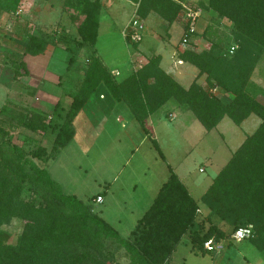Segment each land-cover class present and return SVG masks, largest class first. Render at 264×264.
Returning <instances> with one entry per match:
<instances>
[{
	"label": "trees",
	"instance_id": "1",
	"mask_svg": "<svg viewBox=\"0 0 264 264\" xmlns=\"http://www.w3.org/2000/svg\"><path fill=\"white\" fill-rule=\"evenodd\" d=\"M19 1L0 0V16L15 13ZM101 1H62L63 8L72 13L70 20L77 22L78 41L64 35L71 41L66 49L73 47L75 53L82 50L87 55L82 80L67 110L62 114L55 105L46 115L5 99L0 104V264H114L108 249L111 243L114 250L119 247L125 251L130 264H171L181 238H187L194 254L203 255L215 251L204 250L203 243L212 241L220 246L238 230H248L238 242L245 240L263 252L264 103L257 100L255 94L260 89L250 78L264 58V0H204L195 5L188 0H127L136 6L135 19L154 14L165 24V30L180 17L182 2L200 15L212 13L210 24L200 34L207 47L199 52L192 44L197 34H188L187 24L182 25L187 42L177 57L197 71L187 88L160 69L158 56L149 58L124 79L117 80L111 74L94 50L99 16L104 10ZM222 21L228 25L225 37L217 27ZM125 40L129 41L127 35ZM138 43H131V47ZM47 44L41 36L27 35L20 45L25 56L35 57ZM230 47H234L231 54ZM78 54L69 58V65ZM17 64L13 71L16 77L22 76L18 69H24L22 62ZM202 76L204 86L196 82ZM212 89L219 94L211 93ZM90 98L105 105L123 103L144 131L148 116L168 101L189 112L205 132L224 118L239 126L253 115L258 125L231 153L198 202L168 169L169 175L149 208L127 238L121 239L93 212L92 203L102 202L99 194L92 196L90 203L64 195L45 168L73 139V122L88 109ZM16 131L51 136L49 150L36 147L26 151L12 144L9 135ZM96 197L101 198L100 203H95ZM11 223L18 224L20 231L7 242L4 228Z\"/></svg>",
	"mask_w": 264,
	"mask_h": 264
},
{
	"label": "rangeland",
	"instance_id": "2",
	"mask_svg": "<svg viewBox=\"0 0 264 264\" xmlns=\"http://www.w3.org/2000/svg\"><path fill=\"white\" fill-rule=\"evenodd\" d=\"M62 1L20 0L15 13L0 16V104L5 99L46 115L55 105L62 114L67 110L70 97L82 80L87 55L82 50L75 53L73 47L66 49V44L71 41L65 40V36L78 41L77 22L70 20L72 13L63 8ZM200 1L204 0H188L193 5ZM100 4L105 10H101L99 16L95 54L111 74L121 80L129 74L131 67L128 59L131 42L123 38V30L133 18V8L124 0H104ZM199 18L194 29L201 33L210 21L203 16ZM177 22L169 31L172 46L180 45L182 36L180 17ZM227 26L223 21L217 26L221 37L226 36ZM161 28L158 27L157 34L163 40ZM27 35L47 40L41 55L25 56L20 44ZM198 41L199 47H207L204 39ZM141 43H150L151 52L160 54L164 65L169 62L158 36L153 38L147 33ZM76 54L75 62L69 65V58ZM18 61L24 64V69H18L22 76L16 77L13 71ZM183 68L187 70L186 74L172 79L186 88L196 70L187 64ZM22 70L27 73L24 75ZM250 80L260 89L255 94L257 100L264 103V58ZM90 100L88 109L73 122V139L54 160L47 162L45 168L64 195H73L83 203H90V198L99 194L103 201L97 205L92 203L93 212L121 239L127 238L137 220L149 208L169 175L168 169L198 202L231 153L258 125V119L253 115L239 126L224 118L214 129L205 132L189 112L184 113L168 101L148 116L144 126L147 131H144L123 103L105 105L102 101ZM9 139L26 151L36 147L49 150L51 136L16 131L9 135ZM152 141L158 149L153 147ZM4 230L8 235L7 242H12L20 227L11 223ZM111 245L107 248L113 255L114 264H130L125 251L119 247L114 250V243ZM217 247L214 252L194 254L187 238L183 237L174 249L170 263L264 264V251L257 252L245 240L237 243L229 238Z\"/></svg>",
	"mask_w": 264,
	"mask_h": 264
},
{
	"label": "crops",
	"instance_id": "3",
	"mask_svg": "<svg viewBox=\"0 0 264 264\" xmlns=\"http://www.w3.org/2000/svg\"><path fill=\"white\" fill-rule=\"evenodd\" d=\"M126 2H128L132 8H133V12L135 10V5L132 4L131 2L127 1V0H124ZM105 10V9H104ZM212 13H207V14H201L200 16H203L205 20H207L211 15ZM200 18L198 17L197 18V21L199 20ZM131 20V19H130ZM140 23L142 24L143 26V30H142V35H141V41L136 45V47L132 48V50L129 52V55H128V59H129V63L131 64L130 66V72L129 74L138 69L139 67L143 66L146 61L151 58V57H156L158 56L159 57V67L160 69L167 75H169L171 78H173L175 76V78H181L182 76H184L186 74V69L183 70V66L184 64L186 63H183V62H180V60L178 59L177 57V54L180 52V51H183L185 46H181V45H177V46H172L173 44H171L169 41H170V34H169V31H170V28L174 25V24H177L178 22H174L173 24H171L166 30L164 28H161L162 32H163V40L165 41V43L163 44V40H161L162 37H159V35L157 34V29L158 27H163V25H165L156 15L154 14H149L145 19L143 20H139ZM196 21V22H197ZM205 22V21H204ZM183 23V22H182ZM155 24V25H154ZM207 24V23H206ZM144 26L146 27V30L144 32ZM157 27V29L154 28ZM201 26V25H200ZM200 26H199V30H200ZM205 27V26H204ZM204 29V28H203ZM202 29V31H203ZM198 30V31H199ZM148 31V32H147ZM201 31V32H202ZM147 33H149L153 38L157 37L159 38V41L162 42V47L165 48V52L168 56V60H169V64L172 62L171 65H168V63H165L164 65V59L163 57L160 55V54H154L152 51V46H148L149 44L145 43L142 44L141 42L143 41V38L145 37V35H147ZM195 33L197 34V36L195 38L192 39V44H194L195 46V51L196 52H199L201 51L202 49H204L205 47H199V41L200 40V35L201 33H198L197 31H195ZM141 43V45H140ZM165 45V47H164ZM153 53V54H152ZM175 53H176V57H173L175 56ZM152 54V55H151ZM104 65V64H103ZM188 65V64H187ZM190 66V65H189ZM192 67V66H191ZM195 69V68H194ZM196 70V69H195ZM197 73V71H196ZM196 77V74L194 75V77H192V80ZM191 80V81H192ZM190 81V83H191ZM176 82V80H175ZM196 82L202 86H204V77H198L196 79ZM177 83V82H176ZM189 83V84H190ZM188 84V85H189ZM182 87V86H181ZM188 87V86H187ZM186 87V88H187ZM184 88V87H183ZM211 93L213 94H219L217 92L216 89H212L211 90ZM223 99L227 100L228 97L223 95L222 96ZM185 113V112H184ZM201 171V170H199ZM178 178V177H177ZM103 201V200H102ZM102 203V202H101ZM100 203V204H101Z\"/></svg>",
	"mask_w": 264,
	"mask_h": 264
},
{
	"label": "built area",
	"instance_id": "4",
	"mask_svg": "<svg viewBox=\"0 0 264 264\" xmlns=\"http://www.w3.org/2000/svg\"><path fill=\"white\" fill-rule=\"evenodd\" d=\"M180 6H181V15H180L181 21L187 24L188 34H192L195 31L194 25L197 21V18L200 15L199 11H193L184 2H182ZM142 30H143L142 24L133 17L129 21L125 29L123 30L125 32V33L123 32V38L125 39V36L127 35L131 43H138L141 41ZM186 42H187V38L185 35H183L180 40V45L185 46ZM233 49L234 47H230L228 53L231 54ZM100 202H101V198L96 197L95 203H100ZM247 235H248V230H238L234 232V234L231 235L230 238L231 240L238 242ZM202 247L206 251L213 250L214 248H219L217 247L216 244H213L212 241H206L205 243H203Z\"/></svg>",
	"mask_w": 264,
	"mask_h": 264
}]
</instances>
